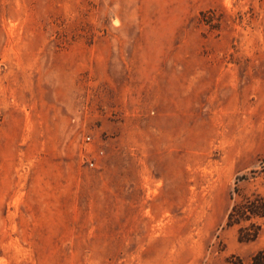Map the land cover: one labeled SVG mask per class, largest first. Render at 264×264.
<instances>
[{
	"label": "rangeland",
	"instance_id": "obj_1",
	"mask_svg": "<svg viewBox=\"0 0 264 264\" xmlns=\"http://www.w3.org/2000/svg\"><path fill=\"white\" fill-rule=\"evenodd\" d=\"M262 158L264 0H0V264H250Z\"/></svg>",
	"mask_w": 264,
	"mask_h": 264
},
{
	"label": "trees",
	"instance_id": "obj_2",
	"mask_svg": "<svg viewBox=\"0 0 264 264\" xmlns=\"http://www.w3.org/2000/svg\"><path fill=\"white\" fill-rule=\"evenodd\" d=\"M259 165L260 171H252L251 179H254V175L257 173L262 176L261 190L255 189L249 195L241 194L237 184L249 181L247 176L242 175L235 179V186L230 195L233 205L227 213L225 225L236 228L239 242H253L261 236L264 237V158L260 160ZM234 196L238 199H235ZM231 264H240V262ZM250 264H264V248L251 257Z\"/></svg>",
	"mask_w": 264,
	"mask_h": 264
},
{
	"label": "built area",
	"instance_id": "obj_3",
	"mask_svg": "<svg viewBox=\"0 0 264 264\" xmlns=\"http://www.w3.org/2000/svg\"><path fill=\"white\" fill-rule=\"evenodd\" d=\"M92 165H93V164L90 162V163H89V166H92Z\"/></svg>",
	"mask_w": 264,
	"mask_h": 264
},
{
	"label": "crops",
	"instance_id": "obj_4",
	"mask_svg": "<svg viewBox=\"0 0 264 264\" xmlns=\"http://www.w3.org/2000/svg\"><path fill=\"white\" fill-rule=\"evenodd\" d=\"M106 209V208H105Z\"/></svg>",
	"mask_w": 264,
	"mask_h": 264
}]
</instances>
